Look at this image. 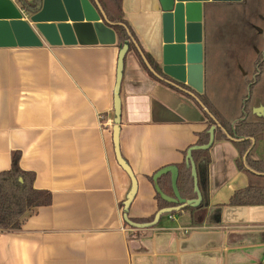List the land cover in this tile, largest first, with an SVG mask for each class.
<instances>
[{
	"label": "crops",
	"instance_id": "crops-1",
	"mask_svg": "<svg viewBox=\"0 0 264 264\" xmlns=\"http://www.w3.org/2000/svg\"><path fill=\"white\" fill-rule=\"evenodd\" d=\"M12 1L19 6L20 0ZM203 6L201 93L232 125L244 117L264 121V0ZM121 8L143 53L162 72L158 0H121ZM234 13L240 22L231 30ZM121 47L50 46L43 40L28 45L8 32L0 36V172L18 151L20 168L34 173V188L51 193V203L27 216L20 229L0 230V264H264V205L228 204L248 185L228 137L214 139L209 148L203 206L201 200L192 210L167 214L170 226H156L165 214L145 229L124 221L131 180L113 145ZM162 77H151L128 48L118 94V144L137 181L130 219L156 213L150 177L162 167H177L207 127L198 92L186 81L178 88L169 83H176L172 77ZM263 154L264 141L258 140L252 157Z\"/></svg>",
	"mask_w": 264,
	"mask_h": 264
},
{
	"label": "water",
	"instance_id": "water-1",
	"mask_svg": "<svg viewBox=\"0 0 264 264\" xmlns=\"http://www.w3.org/2000/svg\"><path fill=\"white\" fill-rule=\"evenodd\" d=\"M208 1L227 2L239 0H158L162 24V72L176 81L177 84L169 82L175 87L181 88L179 84L186 81L198 93L202 92L203 78V46L201 42L203 3ZM94 2L95 5L89 0H26L25 3L20 1L19 6H17L12 0H0V36L8 32L12 34L17 43L28 45L40 44L42 40L50 46L115 44L116 34L112 28L114 23L107 19L99 2L97 0H94ZM25 15L28 21L23 20ZM128 35L148 70L157 78L163 79L152 68L142 49L129 32ZM9 39L12 38L10 37ZM128 48L129 42L126 41L122 44L117 59L114 89L115 125L113 127V145L118 164L131 180V189L123 202L124 221L133 228L145 229L156 225L164 214H171L187 206L196 207L200 204L202 196L197 184L196 165L192 159V151L197 149L206 150L212 146L214 131L219 126V123L215 121V124L209 127V137L206 144L192 145L186 150L185 162L190 165V174L196 198L185 199L180 196L177 188L178 168L176 166L162 167L152 176L154 189L165 201L175 205L157 210L153 219L149 222L138 223L131 220L127 210L135 197L137 181L131 168L121 157L118 144V125L120 122L118 94L123 59ZM197 101L209 114L208 109L198 98ZM227 137L230 140H238L230 136ZM249 139L251 146L246 150L243 158L246 157L254 143L253 137ZM167 173L170 174L173 197L162 193L157 183L158 178Z\"/></svg>",
	"mask_w": 264,
	"mask_h": 264
},
{
	"label": "trees",
	"instance_id": "trees-1",
	"mask_svg": "<svg viewBox=\"0 0 264 264\" xmlns=\"http://www.w3.org/2000/svg\"><path fill=\"white\" fill-rule=\"evenodd\" d=\"M25 3L26 0H20ZM107 19L113 22V30L116 34V44L122 45L124 42H129V50H133L140 59L146 72L154 79L160 81L152 72H150L133 43L130 41V35L137 41L136 36L123 16L121 8V0H98ZM128 29V32H127ZM148 62L152 68L161 76L160 66L148 53L144 52ZM162 81V80H161ZM171 86V85H170ZM198 99L208 109L206 112L207 127L204 131L197 134L196 145L206 144L208 141V129L215 121L219 126L215 128L214 139H228L227 136L238 140L232 141L238 151V167L248 176V185L240 190H237L231 196L228 204L232 206L246 205H264V154L261 157L253 158L252 153L256 148L258 140L264 141V121H249L247 117L239 119L234 125L227 121L218 109L209 101L204 93L197 94ZM247 103L245 101V109L247 112ZM247 138L240 140L239 138ZM255 139L254 146L250 149L246 156V164L249 169L245 168L242 162V156L251 145L248 138ZM184 152V156H185ZM192 159L196 165L198 187L202 194L201 206L207 201V193L202 190L203 184L207 177V166L210 161L209 149L193 150ZM20 152H13L11 162L8 169L0 172V230L1 231H16L20 229L23 221L27 216L34 212L37 208L47 206L51 203V193L46 190L34 188V173L22 170L19 166ZM177 188L182 198H194L196 195L193 192V180L190 174V165L185 162V159L180 164H177ZM262 173V174H256ZM152 181V177H150ZM158 186L162 193L168 196H174L171 186L170 174H164L157 180ZM158 210L171 206L172 203L166 202L159 193H156ZM192 210L191 207H186ZM184 208V209H186ZM154 215L148 218H131L134 222H149Z\"/></svg>",
	"mask_w": 264,
	"mask_h": 264
},
{
	"label": "rangeland",
	"instance_id": "rangeland-1",
	"mask_svg": "<svg viewBox=\"0 0 264 264\" xmlns=\"http://www.w3.org/2000/svg\"><path fill=\"white\" fill-rule=\"evenodd\" d=\"M236 14V15H235ZM246 14L248 15V12H246ZM254 15V14H253ZM235 18H236V20H234V22L236 23V25H234L233 24V26H232V28H231V30H233V29H235L236 28V26H239L238 25V23L240 22L239 20H237V13H234V15H233ZM249 16V15H248ZM252 16V15H251ZM250 18V17H249ZM241 20H242V16H241ZM243 23H244V21H243ZM242 23V21H241V25L243 24ZM260 29H262L263 30V33H264V28H259V30ZM235 35V33H233V36ZM246 45H247V43H245ZM247 95H248V93H247ZM167 218V214H165L164 216H163V219H162V221L160 222V223H158V225H156V226H158V227H160V226H162V222L164 221V222H166L165 224H167V226H170V221L168 220V219H166ZM157 227V228H158ZM157 230H160V229H157Z\"/></svg>",
	"mask_w": 264,
	"mask_h": 264
},
{
	"label": "flooded vegetation",
	"instance_id": "flooded-vegetation-1",
	"mask_svg": "<svg viewBox=\"0 0 264 264\" xmlns=\"http://www.w3.org/2000/svg\"><path fill=\"white\" fill-rule=\"evenodd\" d=\"M184 159H185V157H184ZM168 207H170V206H168ZM166 208V207H165Z\"/></svg>",
	"mask_w": 264,
	"mask_h": 264
}]
</instances>
